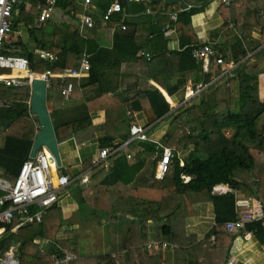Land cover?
Masks as SVG:
<instances>
[{
  "label": "trees",
  "instance_id": "16d2710c",
  "mask_svg": "<svg viewBox=\"0 0 264 264\" xmlns=\"http://www.w3.org/2000/svg\"><path fill=\"white\" fill-rule=\"evenodd\" d=\"M159 3L163 5L164 0ZM59 4L65 7L67 1L60 0ZM220 8L225 21L218 33L227 35L229 20L244 38L257 31L261 42L264 41V0H232L229 6ZM198 9L199 6L191 7L179 13L176 26L183 47L176 51L168 48L161 29L142 37L139 26L132 30L127 25L121 27L119 41L111 48L123 53L126 61L136 63V72L155 83L136 77L132 90L116 92L117 86L103 75L95 63L96 57L91 56L88 86L81 87L86 90L93 87L92 96L84 99L79 108L76 106L74 116L67 118L63 113L64 105L71 103L73 94L65 99L62 89L73 78L65 81L50 78L47 101L52 105L50 115L58 143L75 139L79 145L97 140L99 148L121 145L131 138V127L136 124L132 115L138 112L145 118V127L156 124L159 127L162 120L165 133L160 141L174 147L175 156L162 179L156 177L159 157L150 158L161 149L155 138L149 136L147 140H130L125 149L111 155L108 169L104 165L92 168L98 172L92 176L91 191L83 184L80 186L83 196L80 208L88 205L95 212L108 214L106 222L111 249L96 256L97 264H160L158 256L148 247L149 221L153 222L156 240L164 238L177 244L175 249L180 264H226L235 239L248 233H254L264 244V221H254L235 234L228 232L225 226L227 220L237 215V195L255 196L264 203V45L252 61L247 57L250 48H246L240 39L225 53L226 65L218 64L215 72L212 68L205 72L202 61L192 54L193 46L183 44L184 38L193 34L192 16ZM93 16L98 20V16ZM114 18L108 22L113 23ZM20 21H24L34 47L19 40L8 42L6 51L11 53L14 46H19L20 54L29 59L31 72L43 73L48 69L58 72L80 67L85 50L90 48V39L80 34L72 22L53 24L49 28L52 21H38L24 5L15 15L13 31ZM123 38L131 39L133 45L125 47ZM40 50H51L58 59L54 62L41 59ZM145 50L152 53L150 60L141 53ZM166 53L174 55V62L171 58L160 60ZM117 61L120 66L123 60ZM230 61L235 67L214 81ZM23 73L31 75L26 71ZM190 82L208 83L206 95H200L198 102L192 99L190 104L170 112L171 103L157 84L173 99ZM29 97L30 85L27 83L20 87L0 83V99L5 104L11 103L0 109V132L5 137L4 145L0 146V175L12 180L21 164L29 158L39 130L37 116L30 112ZM101 110L105 111V119L96 124L94 117ZM168 120L166 127L164 124ZM101 132L104 135L98 136ZM93 157L87 154L83 158L81 170L91 167ZM147 163L151 166L147 169L149 186L160 189L162 199L157 202L132 197L129 203L124 201L118 185L133 183ZM183 176L190 179L185 181ZM225 185L231 190L214 193L216 187ZM199 202H211L215 206L217 221L210 230L216 236L215 242L205 238L207 240L196 244L186 236V219L194 215V206ZM65 222L63 209L57 203L48 209L42 222L25 224L17 232L13 229L18 220H12L0 236V259L11 246L17 247L21 264H55L53 253L61 249L76 253L79 259L77 237L64 230ZM42 240L48 241L49 246L43 248ZM78 259L68 263L75 264Z\"/></svg>",
  "mask_w": 264,
  "mask_h": 264
},
{
  "label": "crops",
  "instance_id": "0c3cea01",
  "mask_svg": "<svg viewBox=\"0 0 264 264\" xmlns=\"http://www.w3.org/2000/svg\"><path fill=\"white\" fill-rule=\"evenodd\" d=\"M159 1L160 0H141V1H136V2H128L125 4L124 10L121 13H117L113 15L115 17L114 22L109 23L108 21L107 22L104 21L102 18V13L105 10V7L107 6V4L109 3V0H100L98 2L99 9L97 10V12L94 13V15L98 16L99 18L98 20H95V26L91 29L89 28L81 29L75 16L72 15L71 12L66 13L63 11V9L66 8L69 4V2L67 1V5L65 7L59 4V7L55 11L54 15L47 22L52 21V20L55 21L56 13H60L61 18L66 17L69 19L70 17V19L72 20L70 22L75 24L80 34L90 39V44H89L90 48L89 49L87 48L85 50L84 55H87L88 57H91V56L96 57L95 63L102 70V72L104 73L103 75L108 76V78L111 79L112 83H114V85L117 86L116 92H125L126 89L132 90V83L134 82V79L136 77H140V78H143V79H146V80H149L155 83L153 80L149 79L143 74L136 72L137 71L136 65H135L136 63H130L129 61H126L125 55L123 53H120L118 50L115 51L114 49L111 48L113 47L114 44L117 45L119 41V38H120L119 33H121L120 29L122 27V24L127 25L130 30L134 29V27L136 26H139L138 30L142 37L152 35L154 32L158 31V29H161L164 32L165 40L167 41L168 48L176 51V50L182 49L183 47L181 44V39H180V36L178 35L177 26H176V22L178 18L176 22L172 23V28L170 30L164 29V27L170 23V14L176 12L179 15V13L183 10H187L191 7L199 6L202 9H198L196 13L192 16L193 34L191 36H186L183 40L184 41L183 44L185 43V44H190L191 46H195V45H200V44L209 43V42L217 43L215 45L218 46L220 52L223 54V56H225V53L229 52L230 46L241 39L244 41L246 48H250V52L247 57H250L252 61L254 60V57L257 54V52L260 51L261 48L263 47L262 44L264 41L261 42V37H260L259 32L255 31L253 32L252 35H249L244 38L235 28L234 22L229 21V20H228V26H227L228 28L227 35H225L224 33L217 32L220 26L225 21L224 14L220 8L221 6H223L220 0H201L202 2H199V3L196 0H183L184 3L188 4L187 8H184L183 3L179 0H173V1L164 0L163 5L159 3ZM24 7L27 11H32L35 14L36 19H37V14L34 10L33 4L31 3L25 4ZM19 12H17L15 15H17ZM47 22H43V23H47ZM136 30L137 29H135L134 31ZM23 31H26L28 35V39L26 41H24L25 35L24 36L22 35ZM11 34L13 35L15 34L14 38H12L11 35H9L7 43L8 42L14 43L19 40H22L24 43H30V36L28 34V30H27V27L25 26L24 21H20L17 25V28L14 31H12ZM123 41H124V45H126L125 47H128L129 45H133V42L131 41V39L128 40L126 38H123ZM33 47H34V44H33ZM20 51H21V48L19 46H14L13 49H11L12 54L24 56L23 54H20ZM145 51L150 53L149 50H145ZM150 54L152 56V53ZM162 58H164L165 60H167V58H171L172 62H174L175 60L174 55L169 54V53L163 54L160 60H162ZM117 60H123L120 66L117 63L118 62ZM232 63L233 62L230 61L229 63H227V65L230 66V64ZM211 68H212L211 70L215 72L217 69V66L212 65ZM88 76L89 75L87 74L79 78H73V80L70 81L73 84V88H74L72 89L73 91H71L70 93V95L73 94V99L71 100V103L64 105L66 109L63 112L65 117L70 118L74 116L77 113V110H75L76 106L77 108H79V106L83 104L84 99H87L88 97L92 96V92L94 90L93 87L88 88V90L81 87L82 85L85 86L88 84ZM62 81H65V80L62 79ZM190 83L193 84L192 82ZM262 84L264 87V80ZM157 86L161 89V91L166 96L167 100L171 103V109H170V112H171L173 110L172 102H174V100L172 99V97L168 94V92L165 89L160 87L158 84ZM65 89H66V86L63 87L62 94L64 95V98L67 99L70 95L66 97L64 93ZM182 89L185 90L186 86ZM180 91H178L175 94L176 97ZM110 95H113V93H111ZM31 96H32V89L30 86V97L28 99V103L30 106V112H31ZM7 105L9 106L11 105V103L5 104L3 102V104L0 106V109ZM51 106H52L51 103L48 102L49 110ZM69 108H72V109L70 110ZM31 115L34 116L32 112H31ZM132 116L134 120H136L135 123L145 126V122H144L145 118L142 113L134 112ZM104 119H105V111L101 110L94 117V122L96 124L101 123L104 121ZM162 123L163 122L161 120L159 127H157V124L156 126L151 125V126H146V127L148 130L147 132L148 136H150L151 138H155V141L157 143L164 144V141H160V137L163 136L165 133L163 130ZM0 127H2V125H0ZM97 135L102 136L104 135V132L98 133ZM4 141H5V137L0 132V146L4 145L5 143ZM68 142L71 144L73 142L77 143L75 139H68L66 141H63V143H68ZM90 144H93V146L95 145V147L97 148L96 152L93 154V156H95L96 154H98V151L100 149L99 143L97 140L93 142L92 141L85 142V145L78 144L80 148L79 149L77 148V149L78 150L82 148L85 149L86 147L90 148ZM89 148H87L86 154H84V152L83 154H79V163H78V167L76 168V170L78 169V172L76 173V175L71 174V173H74L72 172V170L63 168L62 166L60 168L62 169L61 172L67 173L71 177H77L75 180L76 182L75 183L72 182L70 185H73L76 183H79L80 185H82L80 183V180H78V176L83 173L88 174L90 178L89 186H86L85 184L83 185V187L86 190L91 191L92 190V187H91L92 176L94 173H97L98 170L88 171L89 168L86 170H81V164H82L83 158H85L87 154H90L91 152L93 153L94 151L93 149H95L93 148L92 151H90ZM157 157H159L160 159L159 153H154L152 154V156H150L152 160L156 159ZM61 161H62V158H61ZM107 163L110 164V159L108 160ZM101 180H102V177H101ZM70 185L68 187H70ZM120 187L122 189V193L124 194V201H128V203L130 202L132 197L137 198L139 200H151V201H157V202L162 199V191L160 189L152 188L149 186L147 170L145 168L142 169L138 173V176L133 183L129 185L119 184L118 188ZM1 194L2 193L0 192V195ZM82 197L83 196L81 195L79 198V201L75 200V202H71L63 206L62 209H63L64 217L66 220L68 219L69 221H71L72 220L71 218L74 216L76 212L78 213L79 211L81 210L83 211L85 209V208H80V205H79ZM60 198H59V201H60ZM59 201L57 204H59ZM89 208L93 210V214L95 216H101L102 214H104L103 212H100V211L95 212V209H93L90 206ZM216 221L217 219H216L215 206L211 202H199L195 204L194 215L188 217L185 223V232H186L187 238L190 240L196 241L197 242L196 244H200V242L207 240L205 239L206 235L210 232L211 228L216 224ZM73 228L76 229V227H73ZM76 233L77 232H75L74 234ZM146 236L148 237L149 242L155 239L153 236V222L152 221L148 222V231H147ZM101 238L102 237H100L99 243L97 244L98 248H101V243H102L101 241L103 240V238L102 239ZM162 240L165 241L166 239L163 238ZM46 242L49 243L48 241H43L42 245H44V243L46 244ZM259 244L264 246V244L260 243V241L254 235V233H248L247 235L238 236L235 239V242L232 246L231 257L226 264H249L250 262H252L253 264L260 263L264 259V253H263L264 248H261ZM150 251L153 254H156L158 256L160 264H180L177 249L158 248L156 250L151 249ZM87 260L89 259L87 258Z\"/></svg>",
  "mask_w": 264,
  "mask_h": 264
},
{
  "label": "built area",
  "instance_id": "2783aa9c",
  "mask_svg": "<svg viewBox=\"0 0 264 264\" xmlns=\"http://www.w3.org/2000/svg\"><path fill=\"white\" fill-rule=\"evenodd\" d=\"M68 6L63 9L64 12H71L75 16L81 29L93 28L95 26L94 13L99 9L98 2L100 0H67ZM136 2L141 0H109L102 13L104 21H109L113 15L121 13L124 6L128 2ZM60 0H0V82L7 86L20 87L24 84L31 86L34 77H43L50 85V78L58 77L63 80L67 78H79L88 74L91 68V61L87 55L82 58L79 68H66L62 71L54 72L50 69L43 73L31 72L29 70V59L26 56L8 53L6 44L9 35L13 31V23L15 14L20 11V7L25 4H33L37 14V20L47 22L52 18L55 11L59 7ZM223 6H229L232 0H220ZM178 14L176 12L170 14V23L164 29L170 30L172 23L176 22ZM122 28H126L122 24ZM217 43H203L193 46L192 54L195 58L202 61V69L207 72L214 64L226 65L223 54L220 52ZM264 44V43H263ZM39 58L46 61L54 62L58 59V55L51 50H40ZM148 60L151 54L142 51ZM235 67L232 63L222 71L218 78L224 75L225 71ZM10 69L11 72L3 70ZM31 75H25L23 72ZM217 77V76H216ZM208 83H188L185 89L186 100L188 102L195 97L202 95L208 88ZM73 89V84H67L64 93L68 97ZM3 102L0 100V106ZM1 125V120H0ZM147 128L139 124H133L131 127V138L121 145H112L100 148L98 154L92 159V165L88 171L96 166L104 165L108 169V159L111 155L125 149L130 140L135 138L149 139L146 133ZM85 145V143H83ZM161 149L160 160L157 165L156 177L162 179L168 171L173 157L175 156L174 148L158 143ZM56 165L51 160V154L47 149H39L35 156H29L20 167L15 179H9L0 175V236L5 232V225L12 220L17 219L18 224L14 227L17 232L20 226L28 223H39L44 219L48 209L58 203L60 193L67 188L77 177H71L67 173L61 172L56 177L51 175V167ZM181 165L183 162L181 161ZM57 166V165H56ZM61 167V166H58ZM185 181L190 179L189 176H183ZM80 183L89 186L90 178L88 174L83 173L78 176ZM224 187V188H223ZM231 190L229 186H220L214 189V193L221 194ZM236 212L234 219L227 220L225 226L228 232L235 234L254 221H264V203L262 199L247 195L239 194L236 196ZM206 238L211 242H215V234L209 232ZM148 247L152 250L158 248H177V244L168 241L153 239L148 242ZM55 264L68 263L78 259V255L67 249L53 253ZM0 264H21L18 249L11 246L5 255L0 259Z\"/></svg>",
  "mask_w": 264,
  "mask_h": 264
},
{
  "label": "rangeland",
  "instance_id": "374dc122",
  "mask_svg": "<svg viewBox=\"0 0 264 264\" xmlns=\"http://www.w3.org/2000/svg\"><path fill=\"white\" fill-rule=\"evenodd\" d=\"M199 9H202V8L199 7ZM70 21H72L70 19V17H69V19L66 17L61 18L60 13H56L55 14V21L52 20V22L49 24L48 27L52 28L53 24H60L63 22H70ZM72 25H73V27H76L75 24H72ZM10 35L12 38H14L15 34L14 35L10 34ZM22 35L23 36L25 35L24 41H26L28 39V35H27L26 31H23ZM29 46L33 47V44L30 42ZM3 71L11 72L10 69H5ZM228 71H230V69L225 71L224 73H226ZM218 75L214 79V81L218 79ZM184 93H185V90L182 89L179 92V94H177V97L175 95L173 96V99H174V102H172L173 110L176 111V110L180 109L181 106L186 105V104H190L191 100L184 103V101L186 100V95ZM205 95L206 94L203 93V97ZM199 100H200V96L193 98V102H198ZM172 117H170L169 119H171ZM183 119L186 120L187 118L185 117ZM164 125H166V127L169 126V120L167 122H165ZM163 130H164V128H163ZM77 148L79 149L80 146L74 142L72 144L69 142L68 143L62 142L59 144L60 155L62 158V167L69 169V170H72V172H74V173H71L72 175H76V173L78 172V169L76 170V168L78 167V163H79V154H83V152H84V154H86L87 148H89V147H86L85 149L82 148L80 150H78ZM93 148H95V149H93ZM89 149H90V151H92V149L94 150L93 153L91 152L89 154V155H93L96 152L97 148L95 147V145L93 146V144H90ZM147 164L148 165H146V170L151 169L150 163H147ZM61 170L62 169L60 167L53 165L51 167V175L53 177H56L57 175L60 174ZM147 173H148V171H147ZM73 182L75 183L76 181L74 180ZM80 186L81 185H79V183H76V184L70 185V187H67L66 189H64L61 192V195H60L61 198H60L58 206L63 208V206L65 204L75 202V200L79 201V198L82 195V191H81ZM84 208L85 209L83 211L81 210L78 213L76 212L74 214V216L71 218L72 219L71 221H69L68 219L66 220L65 223L67 226H64V230L68 231L70 233V235H72V236L75 235V237H77V240L79 243L80 257L76 261L75 264H97L98 261L96 259V256L98 254H100V252H107V251H110V249H111V246H110L109 241H108L109 230H108V225L106 224L107 214L104 213L101 216H95L93 214V210L90 209L88 205L84 206ZM73 227H76V229ZM75 232H77V233L74 234ZM111 234H112V232H111ZM100 237H102L104 241L103 240L101 241L102 242L101 248H98L97 244L99 243ZM40 243L43 244V240ZM47 246H49V243H47V242H46V244L44 243V245H42L43 248L47 247ZM259 246L261 248H264L263 245L259 244ZM91 254H92V256H91ZM87 258L89 260H87ZM66 264H69V263H66ZM249 264H253V263L250 262ZM258 264H264V259Z\"/></svg>",
  "mask_w": 264,
  "mask_h": 264
},
{
  "label": "water",
  "instance_id": "95a60500",
  "mask_svg": "<svg viewBox=\"0 0 264 264\" xmlns=\"http://www.w3.org/2000/svg\"><path fill=\"white\" fill-rule=\"evenodd\" d=\"M179 1L183 3L184 8L188 7V4L184 3L183 0ZM31 89V112L37 116L39 130L34 139L30 156H35L39 149L45 148L50 152L53 163L57 166H62L59 143L48 107L47 80L43 77H34L31 83Z\"/></svg>",
  "mask_w": 264,
  "mask_h": 264
}]
</instances>
